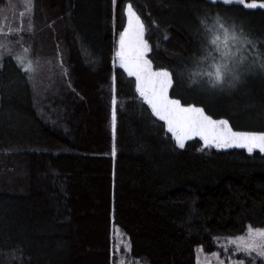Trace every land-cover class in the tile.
I'll use <instances>...</instances> for the list:
<instances>
[{
  "label": "trees",
  "instance_id": "obj_1",
  "mask_svg": "<svg viewBox=\"0 0 264 264\" xmlns=\"http://www.w3.org/2000/svg\"><path fill=\"white\" fill-rule=\"evenodd\" d=\"M8 1L0 0V12ZM131 2L147 27L153 68L176 74L171 98L204 107L233 131L264 132V9ZM127 3L26 0L28 62L0 64V264H113L115 226L133 260L196 264V247L219 252L222 240L249 225L264 229V153L209 148L198 138L180 149L139 98L135 79L114 66ZM217 16L252 43L211 44L206 27L223 40ZM217 62L240 74L235 87L230 77L213 86L205 75Z\"/></svg>",
  "mask_w": 264,
  "mask_h": 264
},
{
  "label": "snow or ice",
  "instance_id": "obj_2",
  "mask_svg": "<svg viewBox=\"0 0 264 264\" xmlns=\"http://www.w3.org/2000/svg\"><path fill=\"white\" fill-rule=\"evenodd\" d=\"M212 2L215 4L216 0H212ZM117 3L118 0H113L114 6ZM224 3L235 7L243 5L249 9H264V2L257 3L256 0H252V2H248V0H224ZM124 14L127 17V21L126 25H121L122 30L118 32V48L115 53L119 68L123 69L129 77H134L135 91L139 98L151 109L152 115L163 122L161 127H166V132L171 134L180 149L186 147V142L189 139L199 137L203 141L204 146L209 148H244L249 154L253 153L254 149H259L260 152L264 153V132L233 131L227 120L213 119L206 113L204 107L191 104L184 105L180 98H171L169 89H174L175 87L176 74L163 67L154 70L153 62L147 55L152 51L149 39L145 36L147 27L131 0H128L125 5ZM216 25L223 32V40H221L219 34L213 32L212 28L206 27V31L212 33L211 44L218 45L223 43L224 47L227 48L229 41L240 45L252 43L243 34L237 35L235 31L230 33L229 29L221 23L219 16L216 18ZM217 50H219V47ZM228 56L229 53L224 52L221 58L224 60ZM244 59V57H241L239 61H233V63H243ZM252 63L254 64L256 61ZM30 67L31 64L29 63L25 70H30ZM260 67L264 68V60L260 61ZM212 68L213 71L205 73V75L214 77L212 80L213 86L217 85V81L223 83L226 76L230 77L229 85L231 87H235L236 82L241 79L240 74L236 72L234 67L230 68L227 62H217L212 65ZM116 93L114 76L111 100V121L114 138L118 108ZM115 154L116 149L113 147L112 155L115 156ZM229 242L236 244L238 250L240 248H243L246 252L255 250L258 255L264 256V229H254L249 225L246 235L232 238Z\"/></svg>",
  "mask_w": 264,
  "mask_h": 264
},
{
  "label": "rangeland",
  "instance_id": "obj_3",
  "mask_svg": "<svg viewBox=\"0 0 264 264\" xmlns=\"http://www.w3.org/2000/svg\"><path fill=\"white\" fill-rule=\"evenodd\" d=\"M256 2L259 3L264 1L256 0ZM25 4L26 0H9L7 6L0 12V64L4 59L11 57L18 59L20 63L22 60V63L25 65L28 62V57H26L27 49L23 45L21 39V33L24 32V17L27 14L26 9L24 8ZM117 48L118 36L116 39L113 60L116 68L119 67L115 56ZM229 67L232 68L233 66ZM194 138L199 139V137ZM254 150L259 151V149ZM246 233L244 235H246ZM111 239L114 257L113 264H143L139 260H133L130 258L128 239L116 226L112 228ZM230 239L232 238L222 240L219 243L221 249L219 252L206 253L201 246L196 247L194 252L196 264H258L259 262L264 261V256L258 255L255 250L250 252H246L243 248L238 250L236 244L229 242ZM238 256L241 257L239 258Z\"/></svg>",
  "mask_w": 264,
  "mask_h": 264
},
{
  "label": "clouds",
  "instance_id": "obj_4",
  "mask_svg": "<svg viewBox=\"0 0 264 264\" xmlns=\"http://www.w3.org/2000/svg\"><path fill=\"white\" fill-rule=\"evenodd\" d=\"M222 82L221 81H217V85L221 84Z\"/></svg>",
  "mask_w": 264,
  "mask_h": 264
}]
</instances>
